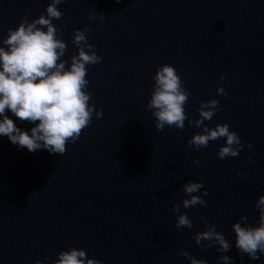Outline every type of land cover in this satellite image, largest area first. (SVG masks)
I'll list each match as a JSON object with an SVG mask.
<instances>
[{
    "label": "water",
    "instance_id": "95a60500",
    "mask_svg": "<svg viewBox=\"0 0 264 264\" xmlns=\"http://www.w3.org/2000/svg\"><path fill=\"white\" fill-rule=\"evenodd\" d=\"M49 2L0 0V46L25 13L38 18ZM58 7L65 15L53 22L63 31L69 63L78 52L75 29H92L88 40L103 62L86 66L87 91L103 118L94 113L63 155L32 153L0 136V264H52L72 247L104 264H190L181 250L208 264H218L220 255L233 264H264V253L259 260L239 254L232 227L243 214L257 225L255 202L264 195V0H66ZM94 9L106 16L103 24L89 20ZM165 63L190 90V117H199L201 101H220L205 124L236 130L245 143L239 156L218 157L226 139L190 147L203 129L187 121L183 130H157L147 104L152 77ZM219 86L227 97L217 95ZM6 114L21 130L35 126ZM189 181L204 182L207 205L181 207L194 227L177 229L173 205L182 204ZM201 217L216 222L230 251L196 244L194 233L205 230Z\"/></svg>",
    "mask_w": 264,
    "mask_h": 264
},
{
    "label": "clouds",
    "instance_id": "9594fccd",
    "mask_svg": "<svg viewBox=\"0 0 264 264\" xmlns=\"http://www.w3.org/2000/svg\"><path fill=\"white\" fill-rule=\"evenodd\" d=\"M64 2L66 0H50L46 14L31 20L30 13H25L18 27L8 29L2 41L6 47L0 46V117H3L0 119V136L8 137L11 143L32 153L46 149L50 154L63 155L67 144L76 143L83 130L90 126L94 113L97 119L103 118V110L96 109L92 93L87 91L86 67L102 63L103 57L95 51L96 45L89 42L87 34L92 29L85 25L73 33L71 42L78 52L71 55L70 63L63 59L68 44L62 38V29L53 21L63 19L65 13L58 5ZM88 18L103 24L106 16L97 14L94 9ZM152 79L154 85L147 108L152 111L157 130L164 131L166 127L183 130L187 121L189 125L203 129L188 140L190 147L201 150L210 142L226 139L218 149V157L226 159L240 155L245 143L236 130L230 129L228 123H217L215 127L205 124L221 110L218 99L201 101L199 117H190L185 105L191 93L175 66L170 63L159 65ZM220 79L227 80V76L221 74ZM217 95L227 97L228 92L224 86H219ZM7 111L21 122L35 124L30 133L17 127ZM247 148L254 151L252 141H247ZM246 159L253 160V157L249 155ZM200 163L199 158L194 160L195 165ZM182 188L186 193L182 204L173 205V212L177 214L176 228L192 229L194 222L186 212H181V207L206 206L205 197L209 193L203 181H189ZM255 207L259 211L257 225L248 224V216L243 214L232 227L239 254L259 260L260 254L264 253V195L259 196ZM201 219L205 230L194 233L196 244L209 248L217 246L218 253L230 251L232 244L223 232L217 230L216 222H209L207 217ZM202 241L209 244L202 245ZM180 255L188 258L190 264H208L207 260L198 259L186 250H181ZM35 264H43V261L36 260ZM52 264H104V261L88 257L84 248L72 247L58 253V259ZM218 264H233V261L227 255H220Z\"/></svg>",
    "mask_w": 264,
    "mask_h": 264
}]
</instances>
